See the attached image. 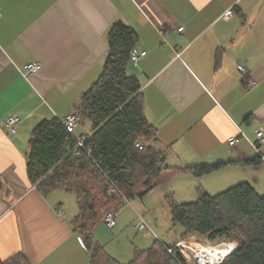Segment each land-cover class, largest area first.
I'll list each match as a JSON object with an SVG mask.
<instances>
[{
  "label": "crops",
  "instance_id": "crops-1",
  "mask_svg": "<svg viewBox=\"0 0 264 264\" xmlns=\"http://www.w3.org/2000/svg\"><path fill=\"white\" fill-rule=\"evenodd\" d=\"M117 22L135 30L134 50L147 53L131 61L128 74L141 84L154 146L166 164H226L201 177L183 171L173 177L183 180L188 202L199 190L215 196L241 183L264 196V0H0V263L24 255L30 264H94L75 230L79 211L70 215L57 191L45 197L31 183L28 151L39 123L79 111L103 73L108 32ZM31 63L42 68L25 75ZM12 116L20 120L15 134L5 125ZM94 133L83 119L73 135ZM182 230L173 243L141 231L142 247L107 253L129 264L155 242H209Z\"/></svg>",
  "mask_w": 264,
  "mask_h": 264
},
{
  "label": "trees",
  "instance_id": "trees-1",
  "mask_svg": "<svg viewBox=\"0 0 264 264\" xmlns=\"http://www.w3.org/2000/svg\"><path fill=\"white\" fill-rule=\"evenodd\" d=\"M109 52L100 78L82 97L79 112L95 133L84 139L70 134L62 120L39 123L29 141L28 176L43 196L56 191L76 197L75 230L91 250L94 264H120L94 243V230L109 212H116L123 198H142L181 171L201 177L226 164L185 169L166 164L165 154L154 146L156 130L144 114L141 84L128 74L138 35L122 22L108 32ZM83 140V139H82ZM88 150H91L89 154ZM258 158L248 160L255 164ZM3 185L0 183V191ZM172 221L186 234L198 233L208 241L222 240L237 248L223 264H264V196L250 183H241L212 196L199 190L197 200L171 204ZM0 264H30L24 255ZM129 264H186L178 251L169 254L155 242Z\"/></svg>",
  "mask_w": 264,
  "mask_h": 264
},
{
  "label": "rangeland",
  "instance_id": "rangeland-1",
  "mask_svg": "<svg viewBox=\"0 0 264 264\" xmlns=\"http://www.w3.org/2000/svg\"><path fill=\"white\" fill-rule=\"evenodd\" d=\"M182 181L181 179L173 180L172 178L148 193L145 197H135L124 203L122 202L115 212V228L108 229L104 222L94 230L93 237L95 240L100 239L99 242L106 252L108 250L113 251V249L116 248L119 249V252H126L127 255L131 253L132 249L134 250L136 247H142L146 242V239H144V232L135 230V227L141 222L140 215L152 231H154L156 236H152L155 237V239L159 238L158 235H160L161 237H165H163L164 242L173 243L178 236H181L183 230L180 224H176L172 221L171 204L173 202L181 204L186 201H191L189 198H185L182 194V190H180L183 187ZM57 197H60V201L64 203L65 209L70 215H72L73 212L78 213L76 197L73 194L64 191H60L59 193L57 191ZM196 199L197 198H195V200ZM209 243L215 244L209 241L202 245H207ZM232 244L236 245L235 243ZM202 245L193 246L200 247ZM190 264L194 263L191 262Z\"/></svg>",
  "mask_w": 264,
  "mask_h": 264
},
{
  "label": "built area",
  "instance_id": "built-area-1",
  "mask_svg": "<svg viewBox=\"0 0 264 264\" xmlns=\"http://www.w3.org/2000/svg\"><path fill=\"white\" fill-rule=\"evenodd\" d=\"M233 15V12L228 11L224 18H230ZM182 31V29H180ZM146 52L140 53L138 50H133L131 53V61L137 63L142 57L146 56ZM42 68L40 63H31L25 66V75L35 74L39 72ZM239 70L241 72L245 71L244 66H240ZM64 126L67 128L70 134L73 135L74 130L83 122L81 113L78 110L71 112L64 120H62ZM20 123L19 118L9 117L6 119L5 125L9 133H17V127ZM259 138L262 140L263 134H258ZM84 139L79 141V147L81 148L84 145ZM238 142V138H232L229 140L231 147H234ZM91 154V150H88ZM116 192L123 198V201H128L124 194L119 190ZM141 222L136 227L138 231H152L149 225L144 221V219L139 215ZM104 222L108 229H113L116 226V216L115 212H109L104 219ZM169 254H174L175 250L180 253V255L186 259L189 263L193 262L194 264H223L236 250L233 244L230 241L222 240L215 244L202 245L200 247L190 245L184 241L178 242L173 247H166Z\"/></svg>",
  "mask_w": 264,
  "mask_h": 264
},
{
  "label": "water",
  "instance_id": "water-1",
  "mask_svg": "<svg viewBox=\"0 0 264 264\" xmlns=\"http://www.w3.org/2000/svg\"><path fill=\"white\" fill-rule=\"evenodd\" d=\"M233 246L235 247V249L237 248V246H236V245H234V244H233Z\"/></svg>",
  "mask_w": 264,
  "mask_h": 264
}]
</instances>
